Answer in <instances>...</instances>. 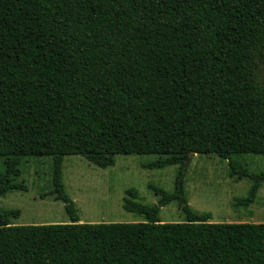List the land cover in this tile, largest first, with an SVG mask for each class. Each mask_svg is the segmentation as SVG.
<instances>
[{"label": "trees", "instance_id": "16d2710c", "mask_svg": "<svg viewBox=\"0 0 264 264\" xmlns=\"http://www.w3.org/2000/svg\"><path fill=\"white\" fill-rule=\"evenodd\" d=\"M118 154L179 165L158 203L129 189L134 223H81L63 183L67 155L101 168ZM191 154L229 160L264 183V0H0V197L28 191L26 157H51L53 196L70 223L11 225L0 209V264H264L263 223H214L185 191ZM263 157L252 171L232 159ZM135 199V200H134ZM177 201L186 220L163 222Z\"/></svg>", "mask_w": 264, "mask_h": 264}, {"label": "rangeland", "instance_id": "374dc122", "mask_svg": "<svg viewBox=\"0 0 264 264\" xmlns=\"http://www.w3.org/2000/svg\"><path fill=\"white\" fill-rule=\"evenodd\" d=\"M157 155L118 154L115 165L101 168L78 155H67L63 163V183L74 202L81 223H134L144 217L123 208L128 190L138 191V201L154 205L159 196L150 189L155 185L168 192L174 190L179 165L148 169L143 165L157 160ZM232 159L252 171L263 168V157L246 155ZM51 157H26L22 160V174L28 191H11L0 197V209L20 210L18 218L9 220L11 225L70 223L65 205L53 196L42 198L51 188ZM1 165V159H0ZM185 191L189 205L198 214L210 213L214 223H263L264 183L256 201L250 206L234 207L235 199L244 197L251 186L245 178L236 181L229 176V160L215 154H194L186 163ZM135 200V199H134ZM159 217L163 222L186 220L177 201L163 206Z\"/></svg>", "mask_w": 264, "mask_h": 264}, {"label": "water", "instance_id": "95a60500", "mask_svg": "<svg viewBox=\"0 0 264 264\" xmlns=\"http://www.w3.org/2000/svg\"><path fill=\"white\" fill-rule=\"evenodd\" d=\"M193 155L194 154H191L190 156H189V158L186 160V162H185V165H186V163L193 157Z\"/></svg>", "mask_w": 264, "mask_h": 264}]
</instances>
